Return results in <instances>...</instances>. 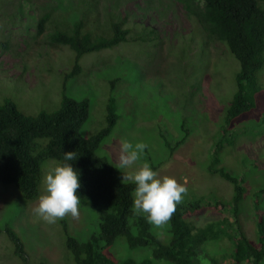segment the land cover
Instances as JSON below:
<instances>
[{"label":"rangeland","instance_id":"rangeland-1","mask_svg":"<svg viewBox=\"0 0 264 264\" xmlns=\"http://www.w3.org/2000/svg\"><path fill=\"white\" fill-rule=\"evenodd\" d=\"M43 13H50V18L36 35L35 22ZM76 17L86 22L92 34L106 29L110 22L122 21V27L129 30L127 42L83 55L79 60L81 73L65 83L67 95L90 101L89 117L82 127L85 136L104 126L103 108L110 95L115 97L123 116L103 140L98 154L117 167L121 181L138 165L119 167V143H146L144 153L149 152L153 162L162 156L154 170L160 177L167 175L184 184L189 197H210H204L200 212L188 218L195 227H201L219 216L207 206L211 200L231 196V185L209 176L205 168L215 141L235 133L233 149L225 147L224 166L242 176L249 170L245 182L261 183L249 185L251 192L264 185V129L258 121L264 113V88L253 108L234 120L223 134L219 128L234 91L238 63L221 43L206 40L177 0H0V103L12 99L28 115L59 106L62 75L70 70L73 54L64 46L51 45L49 36L55 30L70 28ZM257 82L264 87V63ZM180 123L188 135L167 157L162 149L158 151L160 139L179 138ZM53 162L41 164L39 196L44 191V175ZM37 202L38 198L24 200L12 185L0 183V264H24L12 254L13 246L2 232L5 226H10L23 244L25 264H73L64 250L59 220L49 224L34 215ZM219 213L227 215L226 211ZM251 213L246 200L239 223L252 240L256 228ZM65 218L69 233L77 238L93 231L89 210L81 208L78 219L70 215ZM117 254L143 256L139 251L122 252L120 248ZM225 260L219 264H226Z\"/></svg>","mask_w":264,"mask_h":264},{"label":"trees","instance_id":"trees-1","mask_svg":"<svg viewBox=\"0 0 264 264\" xmlns=\"http://www.w3.org/2000/svg\"><path fill=\"white\" fill-rule=\"evenodd\" d=\"M177 1L199 25L206 40L221 43L238 63L234 91L219 128L224 134L234 120L253 108L256 96L264 88L257 82L264 63V0ZM49 18L50 13L38 18L34 34L42 32ZM128 32L120 21L110 22L106 29L92 34L86 22L78 17L70 28L52 32L49 43L64 46L73 54L70 70L62 75L59 106L52 111L28 115L12 99H3L0 103V183L12 185L24 200L34 201L39 197L42 162H63L65 152H76V160L70 163L81 185L77 193L80 209L93 214V231L80 239L69 233L66 218L59 220L64 250L73 264H219L225 258L226 264H264V185L251 192L249 185L261 183L245 182L244 176L249 170L242 176L228 170L222 162L227 152L225 147L232 150L235 145V133L222 135L215 141L205 168L209 176H217L231 185L228 199L211 200L207 205L218 218L195 227L188 218L200 212L204 197H210H189L186 193L170 222L161 228L150 224L145 213L133 208L134 183L122 182L117 167L98 154L103 140L123 116L114 96L108 97L103 108L104 126L84 135L82 127L89 117L90 101L67 95L65 83L81 73L79 60L83 55L127 42ZM258 121L264 129V113ZM183 125H179L182 130L179 138L161 137L158 151L162 149L167 157L171 156L188 135ZM161 157L153 162L151 154L144 153L142 162L146 160L155 170ZM258 163L255 159L254 164ZM246 200L250 202L251 219L256 228L252 240L246 237L239 223ZM219 211H226L227 215ZM2 232L13 246L12 254L25 264L27 257L17 234L10 226H5ZM223 242L226 244L220 245V250L215 249ZM119 248L122 252L139 251L143 256L116 255Z\"/></svg>","mask_w":264,"mask_h":264},{"label":"clouds","instance_id":"clouds-1","mask_svg":"<svg viewBox=\"0 0 264 264\" xmlns=\"http://www.w3.org/2000/svg\"><path fill=\"white\" fill-rule=\"evenodd\" d=\"M147 147L144 142L133 144L123 140L119 143L116 159L121 169L138 165L123 175L122 182L134 183L133 208L145 213L150 224L161 228L170 222L188 190L173 177H160L146 160L141 162ZM76 158V152H65L63 162L54 161L44 175V191L32 211L46 223H56L69 215L79 218L81 201L77 193L81 185L78 173L70 163Z\"/></svg>","mask_w":264,"mask_h":264}]
</instances>
